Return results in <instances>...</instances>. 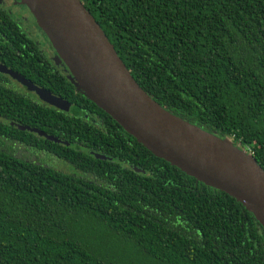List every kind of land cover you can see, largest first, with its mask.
<instances>
[{
  "label": "trees",
  "instance_id": "trees-1",
  "mask_svg": "<svg viewBox=\"0 0 264 264\" xmlns=\"http://www.w3.org/2000/svg\"><path fill=\"white\" fill-rule=\"evenodd\" d=\"M79 1L149 97L264 170V0ZM42 56L0 6V64L70 106L0 73V264H264L241 203L154 157Z\"/></svg>",
  "mask_w": 264,
  "mask_h": 264
},
{
  "label": "water",
  "instance_id": "water-1",
  "mask_svg": "<svg viewBox=\"0 0 264 264\" xmlns=\"http://www.w3.org/2000/svg\"><path fill=\"white\" fill-rule=\"evenodd\" d=\"M66 68L74 87L110 116L154 157L189 177L224 192L264 229V170L252 155L170 113L133 79L100 26L79 0H19ZM0 73L60 111L69 104L0 64ZM20 131L60 144L41 131L11 123ZM67 145V143H65ZM96 159L108 158L92 153Z\"/></svg>",
  "mask_w": 264,
  "mask_h": 264
},
{
  "label": "flooded vegetation",
  "instance_id": "flooded-vegetation-1",
  "mask_svg": "<svg viewBox=\"0 0 264 264\" xmlns=\"http://www.w3.org/2000/svg\"><path fill=\"white\" fill-rule=\"evenodd\" d=\"M6 1L9 3V8H10V6L12 7L11 10L9 8H7V7H6V9L9 11L10 14H13L12 11L15 12V14H14L15 19L23 26V30H25V32L27 34H29L31 36L32 40L36 43V46L38 47L39 51L43 54L42 57L44 59L47 58L50 62H52L54 64V66L58 70H60L62 73H65V69L56 60L55 52L53 50H50V47L48 46L47 42L44 40V37L41 36L40 33L37 32V30L35 29V26H34L33 22L29 19V16L28 15H31L29 13V11H23L24 9L19 5V1L18 0H6ZM0 6H4L5 7V5H3L1 2H0ZM20 15L24 18V20L20 17ZM15 83H17V82L13 81V84L16 87L18 85L19 87L22 88V86L20 84L17 83V85H16ZM17 89H19V88L17 87ZM30 94H27V96L29 98L38 100L37 97H33ZM89 153L91 154L92 152H89ZM47 157H49V156H47ZM50 157H52V159H56L53 156H50ZM57 161H60V162H63V163L66 164V162L60 160L58 157H57ZM67 167L72 171V169H71L70 166H67Z\"/></svg>",
  "mask_w": 264,
  "mask_h": 264
},
{
  "label": "rangeland",
  "instance_id": "rangeland-1",
  "mask_svg": "<svg viewBox=\"0 0 264 264\" xmlns=\"http://www.w3.org/2000/svg\"><path fill=\"white\" fill-rule=\"evenodd\" d=\"M0 2L5 5V7L9 8V3L6 1V0H0ZM10 10L12 9V7L10 6L9 8ZM13 14H15L14 11H12ZM19 17V16H18ZM20 17L24 20V18L20 15ZM17 85V83H15ZM9 86L12 87V88H16L17 87L20 89V92L23 93V94H30L28 91L25 90V88H21L17 85V87L12 83L10 82L9 83ZM30 95H32L33 97H36L33 93H31ZM35 154V152H34ZM45 163H47L48 165H50L52 168H55L59 171H63V172H72L64 163L60 162V161H57V159H52V157H47L45 156L43 159H42Z\"/></svg>",
  "mask_w": 264,
  "mask_h": 264
}]
</instances>
